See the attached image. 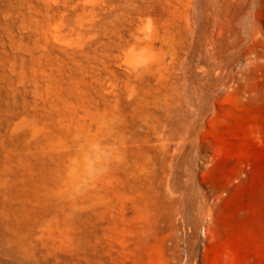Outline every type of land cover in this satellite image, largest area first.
<instances>
[{"label": "rangeland", "instance_id": "374dc122", "mask_svg": "<svg viewBox=\"0 0 264 264\" xmlns=\"http://www.w3.org/2000/svg\"><path fill=\"white\" fill-rule=\"evenodd\" d=\"M0 264H264V0H0Z\"/></svg>", "mask_w": 264, "mask_h": 264}, {"label": "bare ground", "instance_id": "6f19581e", "mask_svg": "<svg viewBox=\"0 0 264 264\" xmlns=\"http://www.w3.org/2000/svg\"><path fill=\"white\" fill-rule=\"evenodd\" d=\"M78 163H80L81 165H84V166H90V161H89V157H88V155H87L86 153L83 154V155L80 157ZM74 169H75V167L73 166V167H72V170H74Z\"/></svg>", "mask_w": 264, "mask_h": 264}]
</instances>
